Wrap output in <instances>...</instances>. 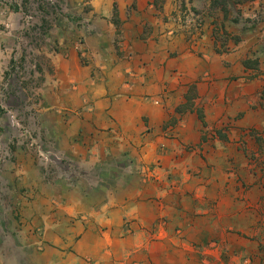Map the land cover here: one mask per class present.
<instances>
[{
	"label": "rangeland",
	"instance_id": "rangeland-1",
	"mask_svg": "<svg viewBox=\"0 0 264 264\" xmlns=\"http://www.w3.org/2000/svg\"><path fill=\"white\" fill-rule=\"evenodd\" d=\"M234 6L0 0V264L113 209L131 264H264V0Z\"/></svg>",
	"mask_w": 264,
	"mask_h": 264
},
{
	"label": "crops",
	"instance_id": "crops-1",
	"mask_svg": "<svg viewBox=\"0 0 264 264\" xmlns=\"http://www.w3.org/2000/svg\"><path fill=\"white\" fill-rule=\"evenodd\" d=\"M67 213L64 217L63 211H57L58 217L63 218L57 223L42 220L36 224L46 231L56 229L57 233L48 239L49 243L44 245L33 264H131L140 249L150 246L134 228L139 223H133L132 230L125 229L124 213L120 209L111 210L98 221L104 228L107 225L104 230L100 226L86 227L82 222H72L74 211L67 210ZM42 214L40 211L41 217ZM65 220L68 221L63 222ZM155 225L160 232L162 225ZM62 228H66L67 233L60 232Z\"/></svg>",
	"mask_w": 264,
	"mask_h": 264
},
{
	"label": "trees",
	"instance_id": "trees-1",
	"mask_svg": "<svg viewBox=\"0 0 264 264\" xmlns=\"http://www.w3.org/2000/svg\"><path fill=\"white\" fill-rule=\"evenodd\" d=\"M246 1H251V0H214V4L221 6V10L224 13L225 18H230L229 16L233 12L232 9H234V5L244 3ZM231 22L234 25H237L240 22L239 18H234L231 19ZM245 67L248 68H255L258 66V61H252V60H245L244 61Z\"/></svg>",
	"mask_w": 264,
	"mask_h": 264
}]
</instances>
